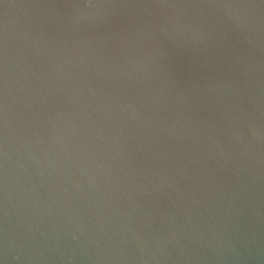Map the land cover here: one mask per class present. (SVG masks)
<instances>
[{"label": "water", "instance_id": "obj_1", "mask_svg": "<svg viewBox=\"0 0 264 264\" xmlns=\"http://www.w3.org/2000/svg\"><path fill=\"white\" fill-rule=\"evenodd\" d=\"M0 264H264V0H0Z\"/></svg>", "mask_w": 264, "mask_h": 264}]
</instances>
